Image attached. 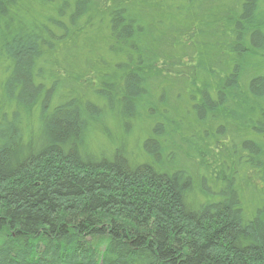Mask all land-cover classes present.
<instances>
[{
	"label": "trees",
	"instance_id": "trees-1",
	"mask_svg": "<svg viewBox=\"0 0 264 264\" xmlns=\"http://www.w3.org/2000/svg\"><path fill=\"white\" fill-rule=\"evenodd\" d=\"M0 264H264V0H0Z\"/></svg>",
	"mask_w": 264,
	"mask_h": 264
}]
</instances>
